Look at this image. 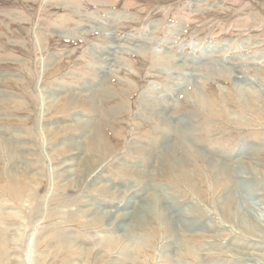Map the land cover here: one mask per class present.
Masks as SVG:
<instances>
[{"label": "rangeland", "instance_id": "obj_1", "mask_svg": "<svg viewBox=\"0 0 264 264\" xmlns=\"http://www.w3.org/2000/svg\"><path fill=\"white\" fill-rule=\"evenodd\" d=\"M67 161L82 167L60 185ZM155 194L200 229L175 227L195 258L169 257L151 211L130 260L79 213ZM242 199L264 203V0H0V264L264 260Z\"/></svg>", "mask_w": 264, "mask_h": 264}, {"label": "bare ground", "instance_id": "obj_2", "mask_svg": "<svg viewBox=\"0 0 264 264\" xmlns=\"http://www.w3.org/2000/svg\"><path fill=\"white\" fill-rule=\"evenodd\" d=\"M236 85L239 86L238 83H236ZM78 149L80 150L79 147ZM62 165H65V168L63 169V171H61L59 174L56 175V178L59 179L60 181L58 182L60 183V185H63L65 182L69 180L74 181V178H76L74 171L76 170L77 165H79L78 166L79 168L82 167L81 164L74 163L73 161L63 162ZM90 186L93 189L97 187H101L103 191H107V192L111 191L112 189L113 190L115 189L113 188V186L111 187L105 186L103 182L99 180L98 176L93 177L91 179ZM243 192H245V190ZM157 202H160L161 207L156 208V209L152 208L155 206V203ZM250 202L253 206V209L255 210L250 209L251 207L248 206L245 199H242L241 203H238L239 214H242V216H240L241 220L239 221V226L244 231L247 230L246 232L252 231L253 226L257 227L255 223H264V203H262L260 200H255V201H250ZM134 203H135V198L130 197L126 204V207H123V208L117 207V208H114L113 210L105 211L102 209L101 205H97V203L93 202V200L86 198V199H82L80 202L81 205L79 207V213H81L82 219L85 222L90 221V223L93 224L96 222L105 221L107 227H114L112 233L100 235L99 237H97L98 240H102V241L105 240L107 242H110L113 245L116 243L118 239L119 240L117 242H120L121 237H123L124 239L125 237H127V239H129V244L123 248L122 256H125L127 259H129L132 254V250H131L132 244L137 241H142V239L144 238V237H140L137 234L136 227L134 226L132 227V224H131L132 219L138 218L139 220H141L143 215H146L147 212L151 211L154 215L152 220L157 221L158 224L161 227H163L165 231V235H170L168 239H172L171 244H169L168 246L164 248L166 253L169 255V257H172L173 259L177 260V254L181 252L182 249L184 253L187 254L189 257H193V258L196 257L195 252L192 251L189 247H186V245H184V243L180 241L179 235L176 232V228L178 226H181L185 229V232L187 233H198L200 229L195 230L189 227L188 223L190 222V220H186V221H184L183 219L178 220V221L174 220L172 218L173 214H169L167 213V210H165L167 204L162 200L159 194L153 195V197L150 200L149 199L140 200L138 204H134ZM248 214H251L250 215L251 218L249 217ZM246 215H248V218L245 217ZM95 219H97L96 222H94ZM242 219L244 220L242 221ZM253 221H256V222H253ZM33 235L34 236L30 237V242H31L32 247L43 236L42 232L40 233V230L38 231V228L35 230ZM33 241H34V244L32 243ZM62 244L66 248H71L70 247L71 242L69 240H65L61 242V244L59 243L60 246ZM73 244L74 246H76L78 245V242L75 241L73 242ZM2 246H3V243H2ZM63 246L61 247V249H63ZM71 250L72 248L70 249V251ZM33 251H35L34 248H33ZM236 252L239 254V257L237 260H235L234 264H264V260H262L260 256L255 253H251V252L249 253L248 251L242 252V251H237V250ZM41 254L37 255L38 257H36L35 264H41L40 262Z\"/></svg>", "mask_w": 264, "mask_h": 264}]
</instances>
